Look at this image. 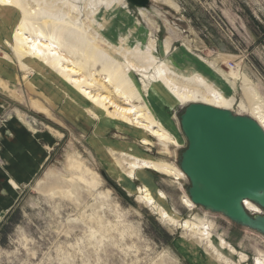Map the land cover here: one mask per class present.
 I'll list each match as a JSON object with an SVG mask.
<instances>
[{
    "label": "rangeland",
    "instance_id": "rangeland-1",
    "mask_svg": "<svg viewBox=\"0 0 264 264\" xmlns=\"http://www.w3.org/2000/svg\"><path fill=\"white\" fill-rule=\"evenodd\" d=\"M150 1L164 7L166 14L152 13L136 0H122L111 10L103 3L87 10L98 9L94 27L100 25V32L116 47L119 36L128 30L143 44L151 39L158 51L167 43L169 51L161 59L169 56L180 68H185L186 64L179 65L184 61L194 63L197 70L215 78L222 91L233 97L232 111L250 114L248 105L255 102L264 111V0ZM75 2L82 21L86 8L83 1ZM0 15H4L0 61L6 64L7 73L11 70L15 75L0 76V126L18 113L14 125L26 129L27 122L33 134L21 133L32 153L26 150V143L4 145L3 140L0 152L6 148L17 166L34 170L25 176L14 164V180L7 177L8 185L0 194L9 201L7 187L14 189L13 202L7 201L11 205L0 215V264H254L255 257L264 258L260 234L219 213L185 205L189 182L183 174L176 178L140 169L133 180L124 174L127 166L122 160L133 158L179 169L186 140L178 116L186 102H174L159 83L147 87L139 72L133 77L139 84V99L132 96L128 104L112 91L115 104L147 106L165 131V139L149 135L113 115L114 103L108 102L106 109L93 103L86 93L105 92L100 83L89 87L81 83L84 86L76 88L73 77L89 83L87 68L72 78L63 77L58 68L29 65L31 68L23 69L7 43L19 16L16 10ZM90 15L93 13L88 12V20L93 19ZM95 77L109 84L98 65ZM41 137L37 151L35 144ZM35 157L38 167L33 169ZM4 163L0 156V167L7 169ZM141 185L150 189L157 207L178 220L208 226L213 248L190 227L162 221L158 208L153 210L138 197L137 186ZM158 191L163 193L159 199ZM220 239L225 241L224 247H219ZM240 255L247 259H239Z\"/></svg>",
    "mask_w": 264,
    "mask_h": 264
},
{
    "label": "bare ground",
    "instance_id": "bare-ground-1",
    "mask_svg": "<svg viewBox=\"0 0 264 264\" xmlns=\"http://www.w3.org/2000/svg\"><path fill=\"white\" fill-rule=\"evenodd\" d=\"M75 1L0 0V12H7L8 10H13L14 12L16 10V16H19L15 26H11L9 30L10 38L7 43L10 42L9 46L23 69H29L31 68L30 66L47 69L58 68L57 70L63 77L72 78V74L87 68L90 76L89 83H86L85 79L80 81L79 77H73V83L78 89L84 86L81 83L87 84L86 86L89 87L95 82L100 83L104 89H107L105 92L104 90H95L93 94H91L92 91L86 93L93 103L103 109H106L108 102L115 104L113 97L110 96L112 91L119 93L124 97L123 100L125 101H128L132 96L135 99L140 98L139 84L133 80L134 75L138 74L136 72H139L141 77H143L147 87L159 83L161 88L164 87L163 89L167 96H170L177 104L197 101L229 109L232 107L233 97L222 91L223 88L217 84L215 78L197 70L194 67L196 66L194 63L184 61L179 65L186 64L184 65L185 68L183 66L180 68L173 63L169 56L166 59H161V56L169 51L167 43L158 51L154 48V43L151 39H149L147 44H143L132 34L134 31L131 32L130 30L119 36L121 42L118 47L111 41H107L106 37L100 32V25L94 27V23L97 20L95 15L98 9L93 10L92 8L97 7L99 3H103L104 7L111 10L119 6L122 0H80L83 1V8H86V17L84 20L81 19L82 21L78 19L81 10ZM80 1L77 0V2ZM90 7L92 8L88 11L87 9ZM88 12L93 13V16L90 15L93 17L92 20H88ZM102 12L104 13L101 10ZM4 15H0V21H4ZM106 18L108 17L106 16ZM102 23L103 25L105 24L103 21ZM64 41H67V44H63L65 43ZM188 64L191 66H188ZM96 65L100 67V72L106 74L105 81L109 83V87L104 84V81L101 82L99 78L95 77ZM208 67L214 69L211 65ZM5 70L6 64L0 61V76L15 78L11 70L8 73ZM218 70L221 71L220 68ZM23 81V83L28 85L26 79ZM112 86L113 89L111 88ZM250 91L255 95L252 89ZM12 93L15 95V92ZM195 98H199V100H194ZM239 102L243 101L240 100ZM240 107H243V105L240 104ZM248 107L251 111L249 115L256 119L264 128V111L260 102H255L248 105ZM112 114L120 116L122 120L134 126L140 127L149 135H155L160 140L165 139V131L156 123L146 105L143 108L135 104L129 105V107L115 104ZM123 161L127 166V169H124V174L132 180L140 169H153L162 173L173 174L176 178L184 175L179 167V169L172 166L168 167L146 159L133 158L132 160L124 159ZM137 191L138 197L142 202L153 210L158 208L157 213L162 221L190 227L195 232H198L201 239L206 240V243L209 242L207 244L210 246L211 239L208 226H192L187 220H178L163 207H157L154 202V196L145 185L137 186ZM160 196H163V193L158 191L157 198L159 199ZM184 203L191 209H194V205H196L188 195L184 198ZM244 205L252 213H262L261 208L249 200H245ZM225 244L224 240H219V247H224ZM210 247L213 248L212 244ZM230 251L232 252L233 249ZM216 253L219 255L220 252L216 251ZM239 259L246 260L247 258L245 255H240ZM253 262L254 264H264V258L255 257Z\"/></svg>",
    "mask_w": 264,
    "mask_h": 264
},
{
    "label": "water",
    "instance_id": "water-1",
    "mask_svg": "<svg viewBox=\"0 0 264 264\" xmlns=\"http://www.w3.org/2000/svg\"><path fill=\"white\" fill-rule=\"evenodd\" d=\"M136 1L166 14L158 3ZM178 120L186 140L178 167L188 179V197L264 237V128L249 114L197 101L187 103ZM245 200L262 213L248 211Z\"/></svg>",
    "mask_w": 264,
    "mask_h": 264
},
{
    "label": "crops",
    "instance_id": "crops-1",
    "mask_svg": "<svg viewBox=\"0 0 264 264\" xmlns=\"http://www.w3.org/2000/svg\"><path fill=\"white\" fill-rule=\"evenodd\" d=\"M2 106H3V104H1V101H0V108ZM17 117H18V113L15 116H12V117L6 119V121H3V123L0 126V142H1V140H3L5 142L4 145H7L9 143H18V144L24 145V143H26L27 144V147H28L26 150H28L30 153H32V150H29V143L26 142V139L22 137L21 133L27 134L26 136H30V135L33 136V134L30 133V127L27 124V122H26V126H27L26 129H24L21 125H19V126L14 125V120ZM23 120H24V118H23ZM42 138L43 137H41L39 139V142H37L36 144L34 143L35 144V148L34 147L33 148L36 149L37 151L40 150L39 149V145H41ZM0 145L3 146V143L0 144ZM0 148L2 149V147H0ZM6 151L7 150L5 148L3 150V153L0 152L1 153L0 156L5 160V163L4 164L7 167V169H5L4 167H0V194L5 192L4 188L6 187V185H8V184H6L7 183V177H9L10 179H13L14 180L15 171L17 169V168H15V170H14V168H13V165L14 164H15L16 167H18V168H20L22 170V174L24 172L23 175H25V176L30 175L31 173L34 172V170H32V168L30 170L29 167H22V166L19 167V166H17L16 163H15V161H13V159H11V157H13L12 152H11L12 156L9 158L8 155H10V154L8 153V155H7ZM36 158L37 157H35V160H36ZM37 163H38V161L36 160V165H35V167L33 169H36L38 167ZM9 182L10 181H8V183ZM10 183H12V182H10ZM7 189H8V193L7 194L10 193V199L8 201L7 200V197L5 199L2 198V197H0V202H2L1 199H4L5 200V201L3 200V203L4 204L1 207L2 210H0V215L2 213H6L5 211H7V209L11 205V204L9 205L8 202H10L11 200L13 202L12 195L14 194V189H13V191H11V189L9 187H7Z\"/></svg>",
    "mask_w": 264,
    "mask_h": 264
}]
</instances>
